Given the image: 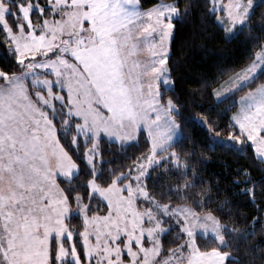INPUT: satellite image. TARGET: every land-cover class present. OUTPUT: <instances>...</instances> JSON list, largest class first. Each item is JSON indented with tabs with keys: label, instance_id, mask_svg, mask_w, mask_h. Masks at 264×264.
Here are the masks:
<instances>
[{
	"label": "snow or ice",
	"instance_id": "snow-or-ice-1",
	"mask_svg": "<svg viewBox=\"0 0 264 264\" xmlns=\"http://www.w3.org/2000/svg\"><path fill=\"white\" fill-rule=\"evenodd\" d=\"M256 7L208 0L224 39L244 33L254 50L242 66L221 68L213 105L185 119L206 130L210 150L251 148L264 171V36L254 31L264 33V23H252ZM191 8L181 0L147 9L141 0H0V264H238L239 242L248 243L257 223L264 229V187L256 204L250 170L234 177L236 194L258 213L241 229L228 219L235 201L227 195L206 207L216 201L189 162L196 142L175 147L188 137L171 45ZM223 115L226 136L217 130ZM141 131L145 150L127 166L105 168L102 141L124 150ZM246 254L244 264H264V245L249 244Z\"/></svg>",
	"mask_w": 264,
	"mask_h": 264
},
{
	"label": "trees",
	"instance_id": "trees-1",
	"mask_svg": "<svg viewBox=\"0 0 264 264\" xmlns=\"http://www.w3.org/2000/svg\"><path fill=\"white\" fill-rule=\"evenodd\" d=\"M157 2L158 0H141V6L148 8ZM189 2L192 4L190 13L182 22H176L177 27L171 45L173 77L176 81L175 93L178 97L177 102L181 105L182 117L180 119L183 122V131L188 137L187 140L175 147L180 151L190 150L193 147L192 141L196 142V152L190 157L189 162L206 182V186L210 187L211 195L216 201L215 204L206 207L215 209L219 201L227 195L235 201L232 206V215L228 219H235L237 227L246 229L253 216L258 214L257 207L246 196L236 194V189L240 186L233 184L232 181L238 175L239 169L248 168L254 180L257 181L256 204H260L259 195L260 188L264 187V180H262L264 171L257 166L258 161L254 159L253 150L247 148L242 154H238L231 148L219 145L210 150L206 147L211 143L206 130L185 118L208 111L214 102L210 90L216 86L214 81L219 75L220 69L238 68L245 64L250 52L254 50L253 43L245 40L244 33L231 41L225 40L222 29L218 27L214 17L209 15L206 10L208 0H181V7L184 3ZM262 13H264V3L259 1L252 16L254 25L264 23ZM254 31L256 35L264 36L259 28ZM2 51L3 47L0 46V52ZM201 104L203 107H200ZM223 107L224 105H218L212 108L213 118H217ZM228 115L219 116L220 127L217 130L221 132L222 136H226L225 126L228 123ZM102 147L104 148L103 156L108 161L104 165L105 168L127 166L136 155L147 147L146 133L141 131L137 142L124 150H121L115 143L107 144L106 141H102ZM201 156L203 158H200ZM105 211L106 207L101 205L100 213ZM71 222L77 227L81 224L79 217H75ZM198 240L202 246L205 243L209 247L213 246L210 237L207 240L204 237H199ZM249 244L264 245V229L260 223L255 225V234L248 237V243L241 240L239 247L233 251V255L238 258V264H244L250 258L246 254ZM165 246L171 245L166 243ZM256 264H262L260 258L256 259Z\"/></svg>",
	"mask_w": 264,
	"mask_h": 264
},
{
	"label": "rangeland",
	"instance_id": "rangeland-1",
	"mask_svg": "<svg viewBox=\"0 0 264 264\" xmlns=\"http://www.w3.org/2000/svg\"><path fill=\"white\" fill-rule=\"evenodd\" d=\"M260 0H256V3H258ZM144 8V7H143ZM149 8V7H148ZM145 9H147V8H145ZM139 137V136H138ZM101 215L102 214H104V212L103 213H100Z\"/></svg>",
	"mask_w": 264,
	"mask_h": 264
}]
</instances>
